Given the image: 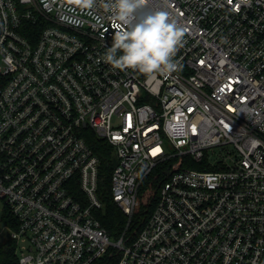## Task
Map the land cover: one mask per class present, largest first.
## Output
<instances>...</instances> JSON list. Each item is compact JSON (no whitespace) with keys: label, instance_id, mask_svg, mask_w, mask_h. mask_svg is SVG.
Instances as JSON below:
<instances>
[{"label":"built area","instance_id":"1","mask_svg":"<svg viewBox=\"0 0 264 264\" xmlns=\"http://www.w3.org/2000/svg\"><path fill=\"white\" fill-rule=\"evenodd\" d=\"M109 2L0 0L1 218L16 220L2 218L16 264H264V0H149L138 16L164 11L185 33L177 70L153 75L107 62L121 28ZM87 131L112 146L128 222L159 162L202 167L174 170L134 236L113 239Z\"/></svg>","mask_w":264,"mask_h":264},{"label":"clouds","instance_id":"2","mask_svg":"<svg viewBox=\"0 0 264 264\" xmlns=\"http://www.w3.org/2000/svg\"><path fill=\"white\" fill-rule=\"evenodd\" d=\"M84 8H92L95 0H76ZM149 0H110L103 5L112 13L114 22L121 25L113 37L106 60L118 69H136L153 75L177 70L173 62L176 51L182 45L184 30L168 13L147 11ZM117 52L122 53L117 56Z\"/></svg>","mask_w":264,"mask_h":264},{"label":"trees","instance_id":"3","mask_svg":"<svg viewBox=\"0 0 264 264\" xmlns=\"http://www.w3.org/2000/svg\"><path fill=\"white\" fill-rule=\"evenodd\" d=\"M31 29L34 30L35 33L36 31L38 32L36 27H32ZM85 138L100 160L97 194L103 203V208L98 211L96 215L102 226L106 228L107 232L113 238H118L123 233L127 237L134 236L152 212L158 199L160 186L169 178L174 170L180 169L184 165L196 168L202 167L201 164L190 161L186 156L171 157L159 162L140 184L136 205L130 221L128 222L127 215L122 212L118 205L112 200L111 196L110 176L113 169L112 159L114 155L112 146L104 139L97 137L91 131L85 133ZM2 218L6 223H9L11 227L16 226V220L9 213L7 208H4ZM17 259L14 241L9 236L0 239V264H16ZM114 263V258H109L105 255L92 264Z\"/></svg>","mask_w":264,"mask_h":264},{"label":"rangeland","instance_id":"4","mask_svg":"<svg viewBox=\"0 0 264 264\" xmlns=\"http://www.w3.org/2000/svg\"><path fill=\"white\" fill-rule=\"evenodd\" d=\"M2 200L0 199V239H4L7 234H6V230L4 229V223L3 220L1 218V207H2ZM113 238V237H112ZM114 239V238H113Z\"/></svg>","mask_w":264,"mask_h":264},{"label":"water","instance_id":"5","mask_svg":"<svg viewBox=\"0 0 264 264\" xmlns=\"http://www.w3.org/2000/svg\"><path fill=\"white\" fill-rule=\"evenodd\" d=\"M116 163V159L115 158H113V164H115Z\"/></svg>","mask_w":264,"mask_h":264}]
</instances>
